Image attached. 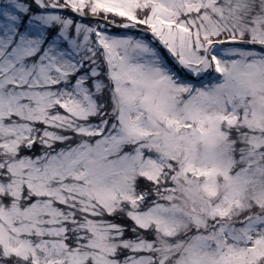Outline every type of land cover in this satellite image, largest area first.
I'll return each instance as SVG.
<instances>
[{"label":"snow or ice","instance_id":"snow-or-ice-1","mask_svg":"<svg viewBox=\"0 0 264 264\" xmlns=\"http://www.w3.org/2000/svg\"><path fill=\"white\" fill-rule=\"evenodd\" d=\"M0 264H264V0H0Z\"/></svg>","mask_w":264,"mask_h":264}]
</instances>
